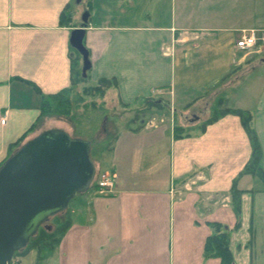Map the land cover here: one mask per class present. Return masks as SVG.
<instances>
[{"label": "crops", "instance_id": "crops-1", "mask_svg": "<svg viewBox=\"0 0 264 264\" xmlns=\"http://www.w3.org/2000/svg\"><path fill=\"white\" fill-rule=\"evenodd\" d=\"M78 27L91 81L115 78L121 103L162 93L183 102L154 99L162 110L116 132L99 163L114 188L77 194L60 239L15 264H220L204 258L210 222L229 231L233 264H264L255 251V242L264 251V179L239 176L251 154L247 133L232 113L203 126L218 100L250 112L264 173V52L234 57L237 34L264 29V0H0V164L20 137L66 130L39 105L42 94L70 86V36ZM229 73L213 91L191 97L195 81L198 90ZM200 112L199 125L176 131V113ZM237 177L236 227L230 189Z\"/></svg>", "mask_w": 264, "mask_h": 264}, {"label": "water", "instance_id": "water-1", "mask_svg": "<svg viewBox=\"0 0 264 264\" xmlns=\"http://www.w3.org/2000/svg\"><path fill=\"white\" fill-rule=\"evenodd\" d=\"M84 32L73 29L70 43L82 53L85 76L91 64ZM96 175L91 140L62 128L42 130L17 146L0 164V264H9L41 226L49 229V219L90 189Z\"/></svg>", "mask_w": 264, "mask_h": 264}, {"label": "trees", "instance_id": "trees-1", "mask_svg": "<svg viewBox=\"0 0 264 264\" xmlns=\"http://www.w3.org/2000/svg\"><path fill=\"white\" fill-rule=\"evenodd\" d=\"M71 48L74 52V56L72 57V61H71V84L69 87L62 89L57 93L49 94V95H44V94L41 95V100L39 105L41 115L44 114L69 115L71 113V104L73 103V101L81 100V98L79 97H75V99L72 98L73 92L77 94L75 88L80 82L87 83V85L84 88V91L86 94H89L91 97H94L96 94L103 95L108 88H117V81L115 78L102 77L97 79L92 84H89L88 82H91V78L89 75L90 68L87 69L86 75L84 76L82 73V64H83L82 53L72 46ZM228 76H230V73L222 76L218 80V82ZM145 101L149 105H153L156 107L162 106L161 100H159V102H155L154 99H146ZM88 103L89 102L86 101L83 105L88 106ZM90 103L91 105L94 106L96 105L95 101L93 100H91ZM222 104H223L222 101L220 100L217 101L216 105L212 109L213 110L212 115L205 121L203 126L205 124L215 121L216 119L220 118L222 115L227 113H232L234 115H237L240 118L241 124L247 133L251 147L250 158L246 163V165L244 166L243 170L239 173V176L245 173H250V174L259 175L262 177V179H264V173L262 172V167H261L262 150L258 137L252 126V118H253L252 114L248 111L227 107ZM138 111L139 110H137L136 112L139 113ZM141 126H143V124H139L138 128H140ZM181 130H183L182 127H176L177 132ZM24 140H25V135L20 137L17 142L11 144L9 154L14 150V148H16ZM91 156H92V149H91ZM237 181H238V177L234 179L230 189L231 207L238 218L235 225L236 227L239 225L240 196L242 192L237 187ZM93 186H95V184ZM68 225H69V218L67 216L63 221L60 220L54 229L51 228L47 229L46 227L41 226L37 232V238H38L37 240H39L40 243L36 245L34 241L35 239L31 238L26 248L23 249L22 251L16 252L9 264H15L13 260L14 257L23 255L32 248H35L37 246L46 248L53 245L60 239V237L63 235ZM209 226L212 231L205 241L204 252H203L204 258L215 257V258H219L220 264H233V256L229 248V231L226 228H224L222 224L218 222H210Z\"/></svg>", "mask_w": 264, "mask_h": 264}, {"label": "rangeland", "instance_id": "rangeland-1", "mask_svg": "<svg viewBox=\"0 0 264 264\" xmlns=\"http://www.w3.org/2000/svg\"><path fill=\"white\" fill-rule=\"evenodd\" d=\"M254 49H259V48H254ZM249 51L248 50L243 51V55H248L250 53ZM263 52L264 49H262L259 53H263ZM239 53L240 51L234 48V57L237 60H239L240 58ZM245 76L240 77V79L238 80V84L234 82V84H236L234 86V93L238 90L239 87L242 86L243 82L246 80ZM228 79L229 76L225 77L223 80L219 82L214 83L212 86L211 85L209 87L200 86L198 90H195V87L200 83H197L198 81H195L193 85L194 88H192L194 90H192L191 92L192 93L191 97L202 93V91L204 90L213 91L216 87L222 85ZM88 83L92 84L93 82L91 81ZM86 85H87L86 82H80L75 88L77 94H75V92L72 93L73 99H75V97H79L81 98V100L73 101V103L71 104V113L69 115H62V114H44V115H50L53 116V118L58 119L59 120L58 122H60V124H62L66 128L67 132H69L72 136L79 135V137H83L91 140V149H92L91 157L95 163L97 173H100L99 163L108 153L114 134L119 130L123 129L124 127L131 125V123L133 122L136 125L141 121L143 122L147 121L150 118L149 116H151V114L154 115L155 111L158 112V110H162V109L160 108L157 109L155 106L147 104L145 100H137L132 104L123 105L119 101L116 91L112 90V88H108L103 95L96 94L94 97H91L89 94H86L84 91ZM153 97L154 98L152 99L160 98L162 99V101H164L167 104L174 103V105H180V103L183 102V101H177L176 98L174 101L171 98L172 96L167 93L154 95ZM91 100L95 101L96 104L95 106L91 105L90 103ZM86 101L89 102L88 106L83 105ZM162 106L164 107V105ZM137 110H139L138 111L139 113L136 112ZM212 111L213 110L211 109V114H209L208 117L212 115ZM200 114L201 115H199V113L188 114V115L181 114L180 116L179 113H176L175 122L183 125V126L182 125L177 126V127H182L183 129L179 131V133L183 134L186 131L192 130L191 129L192 126L199 125L201 121H203L204 119V115H202L201 112ZM194 116H196L197 119L193 120ZM72 201L73 199L70 201L69 206H72L73 204ZM67 214L68 212L67 210H65L64 212L51 217L46 224L49 225L51 229H54L60 220L63 221L67 217ZM32 239H35L34 241L36 245L40 243L39 240H37L38 239L37 234L33 236ZM255 244H256L255 251L256 250L258 251L256 258L258 259L260 254H264V251L260 252L258 250L259 248L256 242Z\"/></svg>", "mask_w": 264, "mask_h": 264}, {"label": "built area", "instance_id": "built-area-1", "mask_svg": "<svg viewBox=\"0 0 264 264\" xmlns=\"http://www.w3.org/2000/svg\"><path fill=\"white\" fill-rule=\"evenodd\" d=\"M234 47L239 51H247L254 48L264 49V29H243L234 39ZM4 121L5 116L1 119L2 123ZM94 184L100 192H104L114 188L115 181L114 177L107 173H97Z\"/></svg>", "mask_w": 264, "mask_h": 264}]
</instances>
